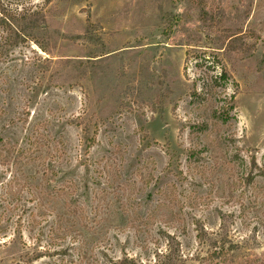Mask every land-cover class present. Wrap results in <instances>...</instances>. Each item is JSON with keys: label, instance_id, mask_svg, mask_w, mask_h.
Instances as JSON below:
<instances>
[{"label": "rangeland", "instance_id": "1", "mask_svg": "<svg viewBox=\"0 0 264 264\" xmlns=\"http://www.w3.org/2000/svg\"><path fill=\"white\" fill-rule=\"evenodd\" d=\"M0 8L30 14L10 37L0 29V139L23 148L37 137L55 150L46 179L91 223L82 236L31 224L29 190L12 197L0 168V264H264V0ZM215 57L235 95L231 145L257 166L245 196L259 205L228 189L225 142L212 149L189 134L191 82Z\"/></svg>", "mask_w": 264, "mask_h": 264}, {"label": "trees", "instance_id": "2", "mask_svg": "<svg viewBox=\"0 0 264 264\" xmlns=\"http://www.w3.org/2000/svg\"><path fill=\"white\" fill-rule=\"evenodd\" d=\"M4 11L0 8V29L3 28L2 31L6 30L10 37L13 30H18L19 24L17 23L20 20H27V16L30 14L25 11V8H22L17 11L18 14L10 13V18ZM30 32L18 31L17 33L21 38L26 39L31 37ZM2 55L0 54V57ZM195 64L198 67L200 66L197 63ZM197 70L199 71L198 76L192 80L187 97L193 112L197 113L198 120H194L189 134L196 141L200 139L204 142L207 141L212 149L215 148V144L222 148L224 146L222 144L225 142V160H221L219 166L225 168V181L230 192L239 191V195L244 197L248 187L255 185L256 175L253 171L257 170V166L253 158L240 155V150L231 145L233 134L229 133V128L232 127L230 120L234 118L232 115L235 110V95H229L227 92L229 84L228 71L223 62L216 57L208 62L207 68H197ZM162 106H165L164 102ZM222 126H225L224 136L219 135ZM213 138H217V140L213 141ZM86 141L89 143L87 148L92 146L93 139H87ZM193 152L199 154L195 150ZM194 153H191V155ZM54 156L55 150L49 149L37 137L28 142L23 148L5 143L0 139V168L2 173L6 172L9 175L7 186L10 195L12 197L19 196V192L16 191H20L24 187L29 190L32 197L33 207L29 217L31 224L39 226L44 221L52 232L82 236L84 234L82 232L90 230L91 227V223L85 217L83 206L69 198L67 188L50 186L46 179L48 174L53 173ZM171 161L172 158L167 163V170ZM202 168L203 166H201V170ZM195 171H197V168H195ZM204 171L202 170V172ZM181 173L178 172V174ZM53 176H56V173ZM257 190L259 195L263 194L260 191H264V183L261 187L257 186ZM259 195L256 193L254 196H245L249 199L247 203L253 206L259 205L260 202H263ZM169 202L173 204V201ZM46 217H50V220H46ZM197 237L200 238L201 235ZM212 255L214 253L208 254L210 259H212ZM110 264H134V262L124 257L116 261L111 260Z\"/></svg>", "mask_w": 264, "mask_h": 264}]
</instances>
